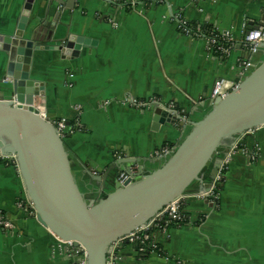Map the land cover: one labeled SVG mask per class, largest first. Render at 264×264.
Listing matches in <instances>:
<instances>
[{
	"label": "crops",
	"instance_id": "1",
	"mask_svg": "<svg viewBox=\"0 0 264 264\" xmlns=\"http://www.w3.org/2000/svg\"><path fill=\"white\" fill-rule=\"evenodd\" d=\"M263 9L261 0H0V37L21 31L34 43L30 81L44 93L34 101L68 121L65 143L78 161H72L73 171L92 196L96 190L88 193L85 171L100 177L121 159H154L155 151L178 145L185 131L154 126L153 112L124 105L127 97L173 104L189 119L200 103L212 100L217 81L242 79L239 60L249 56L212 55L204 41L178 32L172 13L181 12L206 33L239 40L246 21L255 26L264 19ZM8 63L9 54L0 49V96L6 100L14 95L13 82H2ZM204 112L194 118L201 120ZM237 147L217 205L189 199L185 223L165 221L152 229L156 250L125 244L119 264H264V128ZM138 169L132 166L134 174ZM26 198L21 176L0 160V210L15 224L14 231L0 225V264H78L34 216L18 209Z\"/></svg>",
	"mask_w": 264,
	"mask_h": 264
},
{
	"label": "water",
	"instance_id": "2",
	"mask_svg": "<svg viewBox=\"0 0 264 264\" xmlns=\"http://www.w3.org/2000/svg\"><path fill=\"white\" fill-rule=\"evenodd\" d=\"M33 48L21 31L15 37H0V49L9 54L2 82L11 81L14 88L12 99L0 96V158L16 161L38 223L75 247L83 245L87 264H108L116 242L152 228L153 220L171 203L204 194L240 140L264 126L263 44L251 55L248 75L236 91L225 99L200 103L189 123L179 125L185 131L169 157L121 159L100 177L85 171L88 193L96 190L85 195L73 171L72 161L77 160L55 128L56 117L48 113L44 119L32 107L34 95L44 96L41 84L30 81ZM25 92L30 94L27 99ZM198 111H205L201 120L194 118ZM152 112L154 126H177V117L167 110ZM136 164L139 169L133 174ZM153 164L160 166L147 169ZM121 173L129 177L123 185L117 181ZM195 183L199 188H193Z\"/></svg>",
	"mask_w": 264,
	"mask_h": 264
},
{
	"label": "built area",
	"instance_id": "3",
	"mask_svg": "<svg viewBox=\"0 0 264 264\" xmlns=\"http://www.w3.org/2000/svg\"><path fill=\"white\" fill-rule=\"evenodd\" d=\"M146 3L158 4L164 3V0H143ZM264 2V0H261ZM172 21L176 25L177 30L184 36L190 37L194 40L204 41L207 45V50L209 53L219 57L231 58L237 52H240L242 56H249L248 59H240V69L242 71V79L236 82L219 80L216 82L214 92L212 94V100L214 101L217 98L225 99L232 92L236 91L244 81V79L248 75V70L251 66L250 57L253 53L257 52V50L264 44V19H262L257 25L249 26L247 21L243 25L242 37L237 40L232 37L230 33H219L216 31L205 32L200 25H195L189 23L181 12L175 11L172 13ZM263 17H264V9H263ZM13 103L15 106H19V103L13 98ZM123 104L134 108L139 111L153 110L154 108L161 107L164 110H167L174 117L181 120V123L187 125L189 123V119L186 116H182L183 111L178 110L173 104L164 105L161 101L156 98L149 99L146 101H139L133 99L132 97H127ZM167 106V107H166ZM32 107L35 111L39 113V115L47 119L48 111L44 107V104H39L34 101ZM81 107H76V110L80 112ZM55 128L59 134V136L66 140L68 134L71 131V127L68 121L64 118L57 119L55 121ZM264 128V126L262 127ZM177 145H166L163 148L154 152L155 158H166L169 157ZM238 148V147H237ZM237 150V149H236ZM233 150L230 155L224 160L221 169L215 179V181L211 184V186L207 189V191L201 196H197L189 199H199V200H208L212 205H217L220 198L221 193L218 186L225 182L228 172L230 171L231 164V154L236 151ZM256 156H253V159ZM14 158V157H13ZM9 158H0V160L4 162H8ZM19 174V168L16 161H10ZM133 173V172H132ZM134 174V173H133ZM20 175V174H19ZM129 177L125 173H121L119 177V182L123 185L128 181ZM189 199H182L181 201H176L167 206L161 213L153 220L152 228H145L141 230H137L129 236L119 240L114 245V249L109 257L108 264H119V249L125 244H135L140 243L141 246L147 249L156 250L157 244L155 243L154 237H151L148 233L160 226L165 221H169L176 225L183 224L185 221V217L181 211L182 204L184 201H188ZM17 207L20 210H26L30 213L34 218H36V209L33 203L26 198L25 200H21L17 203ZM0 225L8 231L15 230V224L13 219L7 213H4L0 210ZM53 236L56 239L58 248L64 250L67 254L73 255L78 259V264H87V250L83 245H79L78 247L74 246V242L72 241H63L59 237Z\"/></svg>",
	"mask_w": 264,
	"mask_h": 264
},
{
	"label": "trees",
	"instance_id": "4",
	"mask_svg": "<svg viewBox=\"0 0 264 264\" xmlns=\"http://www.w3.org/2000/svg\"><path fill=\"white\" fill-rule=\"evenodd\" d=\"M66 141V140H65ZM171 145V144H170ZM225 182H223L222 184H220L219 186H218V188H219V190H220V192H222V190H223V184H224ZM193 188H199V183H195L194 184V186H193ZM188 203V201H184L183 202V204H182V208H181V211H182V213H183V215H184V217H185V221H184V223L187 221V218H186V214H185V210L187 209V204ZM151 237H153V233H152V230L148 233Z\"/></svg>",
	"mask_w": 264,
	"mask_h": 264
},
{
	"label": "rangeland",
	"instance_id": "5",
	"mask_svg": "<svg viewBox=\"0 0 264 264\" xmlns=\"http://www.w3.org/2000/svg\"><path fill=\"white\" fill-rule=\"evenodd\" d=\"M163 104H164V105H167V104H165V103H163ZM169 105H171V104H169ZM166 107H167V106H166ZM157 108H161V107H157ZM154 109H155V108H154ZM154 109H153V110H154ZM161 109H163V108H161ZM153 110H151V112H152ZM180 111H181V110H180ZM180 124H181V120L178 119V120H177V125H178L177 127H180V126H179Z\"/></svg>",
	"mask_w": 264,
	"mask_h": 264
}]
</instances>
